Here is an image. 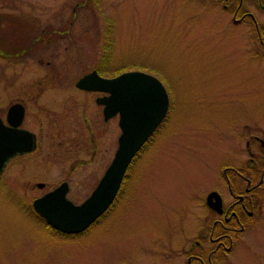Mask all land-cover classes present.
I'll use <instances>...</instances> for the list:
<instances>
[{"label": "rangeland", "instance_id": "rangeland-1", "mask_svg": "<svg viewBox=\"0 0 264 264\" xmlns=\"http://www.w3.org/2000/svg\"><path fill=\"white\" fill-rule=\"evenodd\" d=\"M71 1L65 6L58 0H0V11L15 13L22 7L36 24L48 20L65 27ZM93 3L69 18L66 32L47 35L49 41H33L35 33L22 34V45L27 47L24 52L0 54V114L7 102L24 95L30 104L26 119L32 125L36 108L55 102L46 100L45 104L28 96L39 89L38 79H46L45 74L57 79L76 76L95 64L107 74L143 67L167 85L173 94L174 119H170L167 131L155 133V140L129 167V175L135 180L125 188L130 186L142 195H130L118 216L88 229L85 252L76 253L77 260L70 264H115L126 257L144 261L149 231L162 233L173 223L168 217H174L175 211L168 209L177 206L178 215L184 202L209 185L218 166L231 161L229 157L237 148L233 135L242 131L244 120L250 126H264V61L249 45L247 29L225 22L224 11L213 5L194 0ZM58 5L64 13L57 16L54 11ZM107 25L111 44L103 59L100 42ZM8 35L9 49L13 50L17 40H12L14 33ZM43 61L52 62L44 65ZM59 83L46 81L41 91L62 86ZM97 112L93 109L92 117ZM54 115L61 120L67 113L58 109ZM109 125L110 121L103 125L104 132L97 131L95 145L100 154L71 174L73 191L79 180H84L81 171L94 174L111 153ZM41 148L36 155L13 164V176L7 184L0 183V264H64L56 257H45V249L36 244L30 218L24 212L37 192L32 183L58 178L59 171L67 167L68 155L75 154L54 153L52 146ZM259 214L256 225L241 235L229 253L219 257L218 264H264V197Z\"/></svg>", "mask_w": 264, "mask_h": 264}, {"label": "flooded vegetation", "instance_id": "flooded-vegetation-1", "mask_svg": "<svg viewBox=\"0 0 264 264\" xmlns=\"http://www.w3.org/2000/svg\"><path fill=\"white\" fill-rule=\"evenodd\" d=\"M58 1L65 5L67 0ZM91 1L92 4L97 2V0H73L69 2V13L66 16L68 21L65 27H60L58 25L60 23L48 20L40 25L36 24L26 15L27 12L22 7H18L19 9L15 13L0 11L2 21L0 23V54L16 56L24 52L27 47L22 45L25 39V36H21L22 34L35 33L33 41H36V39L43 41L48 40L47 35L66 32L68 30L66 25L70 23V19L75 12L90 4ZM188 1L190 0H184V2ZM194 1L215 6L216 9L224 11V15H226L225 22L245 27L249 34V45L254 46L258 59L264 61V0ZM2 9H6L4 5H2ZM54 13L58 16L64 13V9L61 8V5H58L55 7ZM12 33H14L12 40L14 42L17 40L13 50L9 49L11 39H8V36H10L8 34L12 35ZM15 34L19 36L17 37ZM51 62L43 61V64L49 65ZM39 63H42V61H39ZM134 69L153 74L143 67ZM90 71H95L98 76L103 78L113 77L121 72L107 74L103 72L102 66L95 64L89 68L86 67L76 76L66 75V78L62 79H57L58 76L45 74L46 79L36 81L39 89L31 92L28 96L32 101L36 98L45 104H48L46 100H54L55 102L51 106L44 105L36 108L32 116V125L31 120L26 119L30 104L26 98H23L26 97L24 95L7 102L2 115L0 114L2 122L7 126H11V113L9 111L12 110V105L21 106L23 113L17 127L29 130L34 139L32 148L15 152L5 159L0 170V183L7 184V179L9 180L13 176V173H11L13 172V164L19 163L22 159L26 160L28 156L36 155L43 145L46 147L52 146L54 149H51V151L54 153L75 154L68 155L67 167L59 171L60 176L58 178L51 181L44 180L32 183L34 184L32 189H36L37 192L31 197L29 205L26 206L27 212H24L30 218L29 224L31 223L32 231L35 232L36 244L38 246L42 244L45 249V257L47 255H49V258L56 257L64 264L76 261L77 259L74 256L76 253L82 254L85 252V241L87 239L85 237L88 229L97 223L106 224L115 215L118 216L122 205L130 195H142V192L136 191L130 186L125 188L126 183L130 182L131 184L135 180L133 175H129V167L139 152L155 140V133L161 134L162 130L167 131L170 119H174L172 111L174 110L173 94L168 91L167 85L156 76L166 90V109L152 131L131 157L107 206L86 227L79 231L65 232L53 227L34 209L32 201L35 198L43 197L47 192L59 186L64 189L63 195L66 200L72 204L81 203L91 193L110 162L118 143V137L122 132L120 110L117 108L114 113L105 114L103 110L104 103L100 102L102 97L109 94L108 91L81 87L76 84L78 78ZM153 75L155 76V74ZM46 81L60 82L59 84L62 86L56 84L41 91L45 87ZM58 109L67 113L61 120H57L58 118L56 119L54 115ZM93 109L98 112L96 116L92 117L91 111ZM72 118H78L79 122L75 123ZM12 120L14 118H11ZM109 121L112 123L108 126H112L108 131L109 139L111 138L110 140L113 142L111 153L104 162L99 161L100 164L94 174H92V171H87L85 174L84 171H81L84 180L82 183L79 180L76 189L73 191L74 182L70 179L71 174L78 171L76 168L79 165H88L93 157L100 154L95 145L99 136L97 131L99 129V132H104L101 129ZM242 126V131H237L233 135L236 139L237 148L234 154L229 157L231 161L218 166L209 185L194 193L187 202H184L178 215L177 206L168 209L175 211L174 217L170 214L168 217V219L173 220V223L164 227L162 233H155L153 229L149 231L151 233L145 239V260L126 257L117 259L115 264H218L219 257L229 253L241 235L252 228L253 225H256L261 218L259 209H261V202L264 197V126L259 123L250 126L246 119ZM79 146L81 149H79ZM73 152H82V155ZM125 189L126 191L129 189V193L124 194L122 191H125ZM47 200L58 203V196L54 195L49 199L44 198L41 202L44 203ZM114 210L115 213H113ZM116 219L120 221L119 217H116Z\"/></svg>", "mask_w": 264, "mask_h": 264}, {"label": "water", "instance_id": "water-1", "mask_svg": "<svg viewBox=\"0 0 264 264\" xmlns=\"http://www.w3.org/2000/svg\"><path fill=\"white\" fill-rule=\"evenodd\" d=\"M76 84L81 87L108 91L100 99L104 103V113H114L118 108L121 114L122 132L113 156L91 193L79 204H72L64 198L62 187H56L43 197L32 201L34 209L53 227L76 232L86 227L111 200L122 173L133 154L152 131L166 109L167 95L162 83L154 75L140 70H127L113 77L103 78L90 71ZM11 126L0 118V170L5 159L15 152L32 148V133L17 127L23 110L17 104L9 111ZM8 112V113H9ZM11 118L14 120L11 121ZM58 196V203L41 202L44 198Z\"/></svg>", "mask_w": 264, "mask_h": 264}, {"label": "trees", "instance_id": "trees-1", "mask_svg": "<svg viewBox=\"0 0 264 264\" xmlns=\"http://www.w3.org/2000/svg\"><path fill=\"white\" fill-rule=\"evenodd\" d=\"M108 26L109 25H107L106 27H105V29L103 30L104 31V33L102 34V40H101V42H100V46H101V48H102V55H101V57L104 59V58H107V52H109L110 50H108V47L110 46V44H111V41H109V38H110V36H109V38H108V31H109V29H108ZM110 48V47H109Z\"/></svg>", "mask_w": 264, "mask_h": 264}]
</instances>
